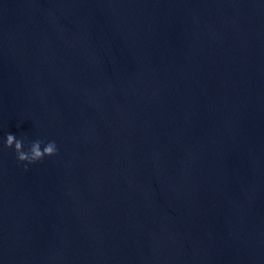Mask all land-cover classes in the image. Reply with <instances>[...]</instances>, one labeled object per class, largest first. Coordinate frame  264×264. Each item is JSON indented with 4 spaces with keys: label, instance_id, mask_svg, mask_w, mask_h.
<instances>
[{
    "label": "water",
    "instance_id": "95a60500",
    "mask_svg": "<svg viewBox=\"0 0 264 264\" xmlns=\"http://www.w3.org/2000/svg\"><path fill=\"white\" fill-rule=\"evenodd\" d=\"M0 264H264V0H0Z\"/></svg>",
    "mask_w": 264,
    "mask_h": 264
},
{
    "label": "clouds",
    "instance_id": "9594fccd",
    "mask_svg": "<svg viewBox=\"0 0 264 264\" xmlns=\"http://www.w3.org/2000/svg\"><path fill=\"white\" fill-rule=\"evenodd\" d=\"M42 141H35L31 144L29 152H25L24 142L17 139L14 134L9 133L6 138V147L13 148L17 153V159L21 162L35 163L44 159L45 156H54L58 153L57 145L54 141L45 145L41 149Z\"/></svg>",
    "mask_w": 264,
    "mask_h": 264
}]
</instances>
